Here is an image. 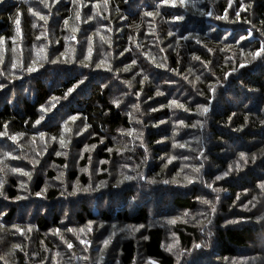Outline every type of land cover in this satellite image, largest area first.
Returning a JSON list of instances; mask_svg holds the SVG:
<instances>
[{"label":"trees","instance_id":"obj_1","mask_svg":"<svg viewBox=\"0 0 264 264\" xmlns=\"http://www.w3.org/2000/svg\"><path fill=\"white\" fill-rule=\"evenodd\" d=\"M241 2L246 10L240 8ZM29 8L46 17L47 23L31 14ZM226 8L228 19H216L225 15ZM236 11L240 12L239 20L236 19ZM77 12L79 19L76 18ZM146 12H159V15L146 16ZM208 12L212 13L209 18ZM17 13L20 14L19 35H25L22 41L16 38ZM176 16L183 19L176 20ZM261 21H264V0H233L232 7H228V0H185L184 6H180L178 0L175 6L171 0L167 4L161 0H107L106 4L105 0H76L75 3L73 0H27V3L25 0H0V36L5 37L3 47H0V84L4 85L0 89L7 95L18 85L32 83L36 87L32 100L16 99L11 103L3 100L5 96L0 100V133H5L0 135V139L5 137L8 140L7 153L17 151L13 140L7 139L11 129L16 132L14 136L22 138L44 128L42 132L49 143L55 141L51 151L55 156L44 158L45 163L48 161L47 169L31 173L27 166L15 167L22 172H14V178L9 179L11 185L5 190L8 203L0 204L4 225L13 222L15 213L20 214L21 210L28 212L36 207V204L18 207L19 194H26L31 199L42 197L45 202L39 203V208H45L47 212L36 208L27 221L33 223L36 239L44 241L51 237L47 234L60 227L66 206L79 202L74 200L77 195V191L73 194L74 187H88L87 177L82 172L87 155L83 154L79 160L73 158L67 173L63 174L66 162L56 153L66 155L68 147L72 154L85 151L82 141H87L88 147L96 146L95 161H104L98 179L104 180L109 173L113 174V170L109 172V166H115L119 158L118 161L126 163L128 158L135 157L142 170L141 177H146L149 183L155 181L156 189L161 185L178 190L184 188L181 194L170 200L178 210L195 211L207 205L203 201L213 200L216 196L213 193L220 194L217 201H212L216 208L214 214L211 212L214 217L212 225L215 226L214 250L224 259L241 257L246 262L255 257L251 264H264V239H261L264 238V219H261L264 217V194L257 187L264 181V124L261 123L264 121V58L251 60L246 55L241 56V50L245 54L255 51L264 42L260 32L264 29ZM117 24L120 26L116 29ZM249 31L251 36H248ZM170 32L173 35H169ZM185 36L188 39L182 38ZM241 36L247 39L240 40ZM11 37L15 38V45ZM13 47L17 51H13ZM61 53H74L84 58L89 56L88 60L94 61L96 66L128 67V71L116 81L110 78L108 71L97 68L96 71L103 74L102 83L93 85L85 102L76 108L67 98L68 89H75L77 83L91 78L95 72L70 68L76 74L51 88L40 78L44 71L55 68V63L50 61L57 57L61 60ZM193 57H199V60ZM243 59L250 62L239 68ZM33 60L37 71L28 72L26 68ZM13 62L17 63L16 68L12 67ZM158 64L165 66L157 67ZM233 67L238 70L225 80L224 73L231 72ZM13 75L21 80L13 81ZM210 87H215L214 94L209 91ZM157 91L163 95H157ZM54 97L59 99L54 100ZM60 100L68 102L57 107ZM172 100L188 110L170 106ZM114 101H119V106ZM134 101L139 105L136 114L131 116L129 110ZM201 106H206L208 112L201 115ZM61 109H65V123L45 125L61 115ZM73 116L77 117L76 121L82 124L83 129L89 125L80 136L82 141L76 142V138H72V134L78 133L75 124L71 123L70 117ZM138 132H142V136H138L137 141L140 142L134 147H141L132 153L129 150L133 146L131 138ZM61 138L65 141L64 147L60 144ZM140 149L152 152L154 157L147 160ZM123 152L125 156L120 157ZM241 152L246 154L247 164L239 161ZM161 154L175 156V165L172 162L165 167V158H161ZM253 155L256 157L254 162L251 159ZM19 159L20 154H16L13 161ZM236 163H240L239 170H236ZM230 165L233 170L229 175L216 181L215 176L222 174ZM194 167L200 168L199 173L192 172ZM23 172L30 173L27 185H19L20 177H26ZM174 173L182 178L187 175L195 179L192 183L180 184L176 182L178 180H171ZM114 176L115 180H121L120 173L115 171ZM170 177L169 183H164ZM208 184L212 187H207ZM112 187L111 183L109 188ZM213 188L220 191L214 192ZM146 191L151 197L153 187L148 186ZM118 195L123 200L127 199V203L137 198L136 192L131 190L124 194L111 191L99 201L107 196L111 203ZM147 200L144 194H140L131 204L133 211L124 208L121 211L110 210L108 203L98 211L97 218L84 200H80L73 213L80 222L83 218L103 223L119 219L143 226L150 220ZM228 217L238 222L222 223ZM158 225L142 231L141 254L159 264H174L173 256L163 250L164 231ZM198 231L196 226L181 222L172 229L180 245L186 248L199 241ZM119 250L121 264H133L137 255L135 241H123ZM12 255L17 264H26L22 250Z\"/></svg>","mask_w":264,"mask_h":264},{"label":"rangeland","instance_id":"obj_2","mask_svg":"<svg viewBox=\"0 0 264 264\" xmlns=\"http://www.w3.org/2000/svg\"><path fill=\"white\" fill-rule=\"evenodd\" d=\"M7 5V3H5ZM210 16L207 15V18ZM120 26V24L116 25V29ZM25 34V32L23 33ZM19 41H22L25 39V35H17ZM17 40V41H18ZM17 51V49H15ZM12 60L14 57L11 58ZM10 60V59H9ZM11 61V60H10ZM61 62L55 63V68H51L49 70H46L42 73L40 80L43 82H48L47 85H50V87H55L60 84L61 80H67L69 77L75 75L76 73L72 72L70 68L78 69V68H85L87 70L94 71L95 73L92 75L91 78L87 79L86 81H83V83H77L75 85V89L73 88V91L68 94V99L71 100V102L74 104L73 107H80L83 102H85L86 97L88 96L89 92L93 88V85L101 84L103 80L101 76H103L102 73L97 72V68L103 72L108 71V74L110 78L114 80H118L117 78H120L123 73L125 72L124 69L119 67L118 69H115L114 67H111V71H109V67H107L106 64H103L100 67H97L94 64V61L85 60L83 55L76 56L74 53L67 55L65 54ZM67 61V62H63ZM81 61H84V63L88 64V67H84L81 63ZM96 66V67H95ZM95 68V69H94ZM7 72L9 70L7 69ZM11 73V72H9ZM100 76L96 78V76ZM0 78H1V71H0ZM95 78V79H94ZM2 80V79H1ZM13 81H20V78H17L15 75L12 76ZM63 81V82H64ZM34 84H26V85H18L15 87L12 91H9L6 95V92L2 93L0 89V100L3 98V100L10 101L11 103H14L16 99L19 100H32L34 97V92H36V87ZM14 99H13V95ZM76 96V97H75ZM65 98V100H67ZM63 101L56 103L57 107H62L65 103L68 101ZM14 101V102H13ZM137 105H139V102L137 103L134 101L131 109L129 110V114L131 116L135 115L137 112ZM14 106V105H13ZM65 109H61V115L59 114L57 117H55L51 124L45 123V125H63L65 123L67 117L63 116ZM72 124H75V127L77 129V132L79 134H72V138H76V142L81 140L80 137L84 132L85 129H83L81 126L82 124L79 121H71ZM70 123V124H71ZM43 129L38 130L37 132L41 133ZM13 133V134H12ZM16 132L11 129V135L9 133L8 137L14 136ZM39 133L36 134H30L29 136H23L22 138L16 137L14 142L15 148L17 151L10 152V155H5L7 153L6 150V144L8 140L0 139V169H3V171H0V181L3 182V186L0 187V204L5 205L8 203L7 199V193L5 192L6 188H8L11 185V182H9V179L14 178L13 174H15L12 169L15 168L17 165L20 166H27L29 171L31 173L33 172H40V170L47 169L49 165H47V162L45 163L46 156L51 157L55 156V152H51L53 145L55 141H49L45 138L44 135L43 139H41ZM69 133V131H68ZM138 136L141 138L142 132L136 133L132 138L133 146L129 149L132 153L137 152V150L141 147L135 148L134 145L137 144L140 141H137ZM79 137V138H78ZM81 138V139H80ZM10 139V138H7ZM117 140V139H116ZM3 141L5 142L3 144ZM12 141V139H11ZM82 141V140H81ZM84 142V149L85 151H78L77 153L72 154L71 149L68 147L66 150L68 153L66 155L61 154L66 162V169L62 170V173H67V167L68 164H70L73 158H76L79 160L83 154L87 155V160L84 169H87V171L84 172L85 177H87L88 181V187L91 185L88 191H77V195L74 196V200L76 199L79 202L67 205V210L62 209L63 217L60 218V227L58 228L60 230V234L56 235L54 229L53 231H49L46 240H38L35 237L34 234V226L30 220L34 210L39 208V203H44V198L38 197L31 199L30 196L26 194H19L20 198L17 199V206L23 207L26 205L34 206L36 204V207H34L32 210L28 212H22L20 208V214L15 213V217L13 218V222L4 225V218L3 215L0 216V224L4 225L3 230H0V256L4 257L8 264H17L15 257L12 254H9L10 249H12V245L14 244H20L21 249L24 255V259L26 264H121L120 262V250L119 246L120 244L125 240H131L133 239L135 241V245L137 247V255L135 260L133 261V264H149V261H155L153 259H149L141 254V243L143 242V233L142 231L144 229H147L151 226H159L160 224L161 228L163 229L164 239H163V250L165 253L173 256L174 258V264H177V256L174 254L175 252L184 249V250H191L190 252H185L184 255H181L179 258V264H234V262H237L236 264L244 263L245 261L243 259H240L241 257H238L236 259L230 260V259H224V257H220L216 250H214V229L215 226L212 225L214 222V217L211 216L210 211V205L207 204L204 207H200L199 209H196L195 211H182L174 208L170 202L174 198V195L181 194L180 192L184 190L183 187L179 188H168L161 185V187H156L157 183L153 182H147L146 177H141L142 170L140 166L137 165V160H135V157L133 159L128 158L127 162L125 163L124 160H117V164L115 166H109V172L113 170V174L109 173V176L107 179H98V175L101 173L100 167L102 166V163L100 161H95L94 152L96 148L88 147L87 141ZM147 150L146 148H144ZM142 151V154L145 158L154 157L152 155V152L145 151L143 149H140ZM16 154H20V159L15 162L14 156ZM125 153L123 152L120 157L125 156ZM176 154V153H175ZM161 158H165V164L169 167L171 163L167 162L168 157L166 154H161ZM35 161H39L38 163H35ZM173 162L172 164H174ZM175 165V164H174ZM131 166V167H130ZM42 169V170H43ZM179 172V169H177ZM120 173L121 180H122V174L128 175L131 177H134L132 180L124 181L123 183H115L118 180H115L114 172ZM175 172V171H174ZM181 172H179L180 174ZM178 174V175H179ZM108 175V174H107ZM64 177V176H63ZM177 176L174 173V177L166 178V180L171 179L172 181L179 182L180 184H188V182L180 177ZM19 185H27L30 182L29 176L26 177H20ZM174 179V180H173ZM140 180V181H139ZM101 181H104L105 183L102 186L97 187L101 184ZM112 183L113 187L109 188V185ZM64 185H61L63 187ZM134 186V187H133ZM148 186L153 187V193L151 197L149 196V192L146 191L148 189ZM133 188V189H132ZM66 189V188H65ZM79 189H83L82 187H79ZM112 189V190H110ZM128 190L134 191L137 194L136 200H132L131 203H127V199L123 200L121 198V195H118L117 198L114 197V200L110 203L109 197L106 196L105 200H101V198L104 196L105 193H110L113 191L115 194H124ZM183 193V192H182ZM140 194H144L145 198L149 201V213H150V220L147 224L140 226L135 225L131 223H124L121 222L119 219H112L110 223H103L99 220L96 221H85L83 218V221H77L75 218V213H73L76 209L75 206L80 204V200H84L86 206H88L90 212L97 218L99 216L98 211L100 212L104 205H108L109 209H116V211H121L123 208L124 210H132V205L137 201ZM215 194V198L210 201V204H212V201H217V197L220 198V194ZM33 200H35L33 202ZM15 202V201H14ZM0 205V206H1ZM38 206V207H37ZM201 206V205H200ZM57 206H53V208H56ZM78 207V206H77ZM40 209V208H39ZM56 210V209H55ZM2 212V210L0 211ZM6 212V211H5ZM40 212H47L45 211V208H41ZM187 213V215H184ZM203 214V215H201ZM3 218V219H2ZM16 218L23 219L22 221H16ZM178 218V219H177ZM225 218L222 223L229 224V223H236L238 222L237 219H229ZM176 219V223H169L170 220ZM209 221H211L209 223ZM91 222L92 224V231H87V225ZM178 222L189 224L192 226H196L198 228V237L199 241L194 242L190 247L186 248L180 245L177 236L172 232V229L174 225H176ZM199 222V223H198ZM18 226L20 229L23 230V234L16 232V228L13 226ZM31 226V231H28V227ZM201 227H203V231H201ZM74 229L73 232L67 231V229ZM85 229L83 232L80 231V229ZM132 229H135L134 231ZM111 236V242L108 244L107 247L104 246L103 241ZM264 236V235H263ZM63 237V240L61 239ZM79 237V239L77 238ZM80 239L87 240L90 243L88 245H84L80 243ZM264 239V238H261ZM64 241H69L72 243L73 247L69 249L67 247V244ZM42 242V244H40ZM48 242V243H46ZM176 243V247L173 249L172 252H169L166 250V246L171 243ZM196 243H207V247H201L200 249L193 248V245ZM21 249H15L14 254H17L18 252H21ZM87 257V259H85ZM253 257H250L248 261L245 262V264H251ZM156 264H159L157 261H155ZM0 264H4V260H0Z\"/></svg>","mask_w":264,"mask_h":264},{"label":"snow or ice","instance_id":"obj_3","mask_svg":"<svg viewBox=\"0 0 264 264\" xmlns=\"http://www.w3.org/2000/svg\"><path fill=\"white\" fill-rule=\"evenodd\" d=\"M42 2H43V0H42ZM75 2H76V0H73V3H75ZM169 2H170V0H161V3H164V4H167V3H169ZM171 2H172V4H173V6H175L176 3H177V0H171ZM25 3H27V0H25ZM106 3H107V0H105V4H106ZM178 3H179L180 6H184V4H185V0H178ZM232 4H233V0H228V7H232ZM47 6H48V5L45 3V7H47ZM248 7L250 8L251 5H248ZM240 8H241V9H245V5H244L242 2H241V4H240ZM245 10H246V9H245ZM28 11H29L31 14L35 15V16H39V18H40L41 20H44L45 23H47V18L44 17V16H42V15H40V13H38V12H33V10H32L31 8H29ZM227 12H228V9L226 8V9H225V15H223V16H217L216 19H219V20H226V19H228ZM145 15H146V16L159 15V12H156V13H153V12H146ZM207 15L211 16L212 13H211V12H208ZM235 15H236V19L239 20V18H240V12H239V11H236V12H235ZM76 18H77V19L80 18L79 12H77ZM174 19H176V20H181V19H183V17H182V16H176V17H174ZM246 22L250 23V21H246ZM15 24H16V29H15V31H16V33L19 35V34L21 33V29H20V26H19V25H20V14H19V13H17V15H16ZM65 24H67V21H65ZM261 24L264 25V21H261ZM33 27H35V25H33ZM73 30L75 31V29H73ZM260 32H261V36H264V29L260 30ZM169 35H173V33L170 32ZM251 35H252V32L249 31L248 36H251ZM72 38L75 39V37H72ZM182 38H183V39H188V37H186V36H185V37H182ZM10 39L13 40V45H15V38H14V37H11ZM102 39H103V37H102ZM246 39H247V37H245V36H241V37H240V40H246ZM4 40H5V37L0 36V47H3ZM197 43H200V41H199L198 39H197ZM237 43H239V41H237ZM221 50L223 51V49H221ZM13 51H15V47H13ZM41 51H44V49H41ZM89 51H91V37H89ZM208 51L211 52L212 49H208ZM60 55H61V56H64L65 53H61ZM245 55H246L247 57H250L251 60H256L257 58H264V42H261L259 48H258L257 50H255V51H250V52H248V53L245 54V53L243 52V50H241V56L244 57ZM89 58H90L89 56H85V60H88ZM44 59H47V57L45 56ZM193 59L199 60V57H193ZM0 62H2V58H0ZM50 62H51V63H58V62H61V61H60V58L57 57L56 59H53V60H51ZM63 62H67V61H63ZM249 62H250L249 60H247V59H243V60L239 63V68H244V67H246V66H247V63H249ZM81 63H82V65H83L84 67H88V64L84 63V61H81ZM35 64H36V61L33 60V61L31 62V64H29V65L27 66L26 70H27L28 72H35V71H37V68L34 67ZM133 64H135V61H133ZM17 66H18L17 63L13 62L12 67H13V68H16ZM164 66H165V65H163V64H158V65H157V67H164ZM97 67H100V64H97ZM108 70L111 71V68H109ZM124 70H125V71H128V67H125ZM237 70H238V69H237L236 67H233L232 70H231V72H225V73H224V79L227 80L228 77H229V75H231L233 72H236ZM144 79L146 80L147 77H144ZM185 79H187V77H185ZM196 79L198 80L199 77H196ZM80 83H83V81H80ZM217 83H219V81H217ZM3 87H4V85H3V84H0V88H3ZM74 87H75V86H74ZM72 91H73V88L68 89V93H71ZM209 91H210L211 93L214 94L215 91H216V89H215V87H210V88H209ZM157 95H163V93L157 91ZM65 96H67V93L65 94ZM53 99H54V100H58L59 98H55V97H54ZM114 103H115L117 106H119V101H114ZM169 104H170V106H175V107H177V108H184V105L178 103L176 100H172V101H170ZM52 107H55V104H53ZM136 107H138V105H137ZM184 110L187 111L188 109L184 108ZM154 111H155V109H154ZM207 112H208V108H207L206 106H201V112H200V114L203 115V114H205V113H207ZM70 119H71L72 121H75V120L77 119V117L73 116V117H70ZM229 120H231V117H229ZM245 121H247V117H245ZM36 123L39 124L40 121L37 120ZM180 123L183 124V121H180ZM261 123L264 124V121H261ZM193 126H195V125H193ZM5 127H6V126H5ZM88 127H89V125H85V130H86ZM77 134H79V133H77ZM0 135H5V133H0ZM39 135H40L41 139H43V137H44L45 134H44L43 132H41V133H39ZM129 135H131V133H129ZM9 138L12 139V140H14V141H15V139H16L15 136H12V137H9ZM53 139L55 140L56 138L53 137ZM101 142H102V141H101ZM60 144H61L62 147L65 146V141L63 140V138L60 139ZM175 146H176V145H174V147H175ZM95 147H96L95 145H92V148H95ZM179 147H184V145H179ZM108 151L111 152L112 149H108ZM117 152H119V149H117ZM56 154H57V155H61L60 152H57ZM5 155H10V153H5ZM13 158H14V157H13ZM175 159H176L175 156H170V157H168L167 162H168V163H171V162H172L173 160H175ZM185 159H187V158H185ZM251 159H252V161L254 162L255 159H256L255 155H253ZM239 161H240V162H243L244 164H247V163H248V159H247L245 153H243V152L239 153ZM38 162H39V161H35L33 166H35V163H38ZM101 163H104V161H102ZM165 167H167V164H165ZM201 167H202V165H201ZM235 167H236V170H239V169H240V163H236ZM232 170H233V167L230 165L229 168H228L226 171H224L222 174L215 176V180H216V181H219V180H221V179L227 177V176L229 175V173H230ZM0 171H3V169H0ZM12 171H13V172H22L21 169H17V168H13ZM82 171H87V169H82ZM199 171H200V168H196V167L192 168V172H194V173H199ZM22 174L25 175V176H29V178H30V173H28V172H23ZM196 178H198V177H196ZM132 179H134V177H131V176L123 175V174H122V180L117 181V183H123L124 181L132 180ZM184 179H185L188 183H192V182H193V179H195V178H194V177H189V176L186 175V176L184 177ZM152 182L155 183V181H152ZM173 182H175V181H173ZM104 183H105L104 181H101V184L98 185L97 187L102 186ZM164 183L167 184V183H169V181L165 180ZM2 186H3V182L0 181V187H2ZM90 187H91V185H89V187H87V188H83V189H79L78 187H74L73 194H75L76 191H81V190H82V191H88ZM207 187L211 188L212 185H211V184H208ZM257 187L261 190V193L264 194V181H261V182L257 185ZM212 190H213L214 192H219V191H220L219 188H213ZM0 195H2V193H0ZM37 195H39V193H38ZM18 199H19V197H18ZM217 199H219V198L217 197ZM237 199H239V197H237ZM255 199H256V197H253V200H255ZM203 203H205V204H210V202L207 201V200L203 201ZM249 203H251V201H250ZM253 206H255V205H253ZM210 211H211L213 214L215 213L216 208H215V205H214V204H211V206H210ZM0 215H3V213H0ZM184 215H187V213H185ZM201 215H203V214H201ZM177 219H178V218H177ZM261 219H264V217H262ZM210 222H211V221H209V223H210ZM169 223H173V224L176 223V219L170 220ZM198 223H199V222H198ZM13 227L16 228V232H19V233L23 234V230L20 229L18 226H15V225H14ZM86 227H87V231H88V232H91V231H92V224H91V222H89V224H88ZM3 228H4V225H3V224H0V230H3ZM84 230H85V229H83V228L80 229L81 232H83ZM132 230L134 231L135 229H132ZM203 230H204L203 227H201V231H203ZM28 231H31V226L28 227ZM54 231H55V234H56V235H59V234H60V230H59V229H56V230H54ZM67 231H69V232H73L74 229L69 228V229H67ZM77 238L79 239V237H77ZM61 239L63 240V237H61ZM145 239H147V237H145ZM64 242L67 244V247H68L69 249H71V248L73 247V245H72L71 242H69V241H64ZM110 242H111V236L108 237L107 239H105V240L103 241V244H104L105 247H107L108 244H109ZM80 243H81V244H84V245H88L90 242L87 241V240L80 239ZM202 246H203V247H207V243H203V245H202V243H196V244L193 245V248H195V249H200ZM175 247H176V243L174 242V243L168 244V245L166 246V250L169 251V252H172L173 249H174ZM15 249H21V245H20V244H14V245H12V249H10L9 254H14V251H13V250H15ZM21 250H22V249H21ZM186 251H187V252H190L191 250H184V249H181V250H179V251H177V252L174 253V254L177 256V264H179V258H180V256H181V255H184V253H185ZM85 259H87V257H85ZM252 259H256V258L253 257ZM0 260H4V264H8V261H7L4 257L0 256ZM149 264H156V262H155V261H149Z\"/></svg>","mask_w":264,"mask_h":264}]
</instances>
